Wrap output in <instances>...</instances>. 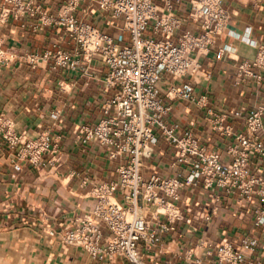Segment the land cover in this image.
<instances>
[{"label":"crops","instance_id":"crops-1","mask_svg":"<svg viewBox=\"0 0 264 264\" xmlns=\"http://www.w3.org/2000/svg\"><path fill=\"white\" fill-rule=\"evenodd\" d=\"M152 1L162 16L182 19L183 31L201 32L199 23L189 19L196 0H173L170 11L167 0ZM65 2L45 0L42 8L58 15ZM2 8L0 0V14ZM225 8L230 16L227 31L217 39L214 50L194 54L200 69L191 82L197 97H207L206 106L184 100L171 102L166 97L173 85L185 82L182 79L165 74L159 84L164 103L172 104L170 121L178 123L182 130L193 129L207 153L224 152L233 139L213 129L214 114L228 115L226 125L231 126V132L243 133L252 109L264 105V70H258L261 83L252 78L240 82L238 78L239 66L254 60L259 48L264 47V0H226ZM76 14L114 39L122 33L129 43L124 21L100 10L97 0H86ZM37 22L38 16L0 23V114L17 133L28 138L49 133L58 142L60 152L56 164H49L47 159L40 166L24 164L23 170L17 172L13 168L14 150L0 131V264H133L122 257L93 260L83 250L49 235L50 230H69L77 219L92 217L98 201L93 189L118 177L119 163L111 160L97 143L77 142L81 128L99 122L105 102L117 90L106 88L104 79L109 68L98 55H81L76 70L58 67L54 60L32 66L31 55L43 56L59 50L74 55L78 48L63 28L46 26L34 31L32 26ZM144 36H154L153 23ZM175 153L173 147L161 141L152 158L145 161L143 176H172ZM251 170L264 176V161L253 159ZM208 196L202 190L183 194L178 206L192 220L191 224L179 223L160 247L144 250L146 264H194L187 253L201 238L215 245H238L251 236L255 205H243L242 212H235L225 204L210 222H205L207 209L197 204L208 207ZM152 212L146 210L144 216L150 219ZM255 232L262 243L257 258L264 259V227ZM105 233L109 234L106 230ZM199 255L209 260L200 251L195 252L193 259Z\"/></svg>","mask_w":264,"mask_h":264},{"label":"built area","instance_id":"built-area-1","mask_svg":"<svg viewBox=\"0 0 264 264\" xmlns=\"http://www.w3.org/2000/svg\"><path fill=\"white\" fill-rule=\"evenodd\" d=\"M44 1L3 0L0 23L38 16L34 31L60 27L78 44L74 55L63 50L31 55L29 63L34 67L54 60L58 67L76 70L81 55L101 57L109 68L105 86L117 90V94L105 102L103 116L95 126L81 128L77 142L97 143L119 163L117 179L93 189L98 201L92 217L77 219L69 230H50L49 235L83 250L93 260L122 257L133 264H146L144 250L160 247L179 223L191 224L178 206L183 194L202 190L209 195L208 207L197 204L207 209L205 222H210L225 204L235 212H242L243 205H255L251 236L238 245H215L201 238L187 253L188 259L194 264H264V259L257 258L262 243L255 232L264 227V176L251 170L253 159L264 161V105L252 109L243 133L231 132V126L226 125L228 115L214 114L213 129L233 139L224 152L207 153L193 129L182 130L170 121L172 104L164 103L159 90L164 75L170 74L185 81L170 88L166 97L171 102L184 100L206 106L207 97H197L191 82L200 69L194 54L214 50L217 39L227 31L230 16L226 0L192 2L189 19L199 23L198 34L183 31L182 19L162 16L152 0H97L100 10L124 21L130 34L128 44L122 33L114 39L77 16L86 0H66L58 15L45 12ZM172 1H166L168 11L173 8ZM152 23L154 36L145 38ZM258 70H264V47L259 48L254 60L239 66L240 82L252 78L261 83ZM0 131L14 150L15 171L21 172L24 164L40 166L47 159L51 165L58 163L59 145L49 133L28 138L17 133L4 114H0ZM161 141L176 150L171 164L173 175L165 178L154 173L145 178V161L152 158ZM146 210H153L150 219L142 214ZM196 251L209 260L202 255L193 259Z\"/></svg>","mask_w":264,"mask_h":264},{"label":"bare ground","instance_id":"bare-ground-1","mask_svg":"<svg viewBox=\"0 0 264 264\" xmlns=\"http://www.w3.org/2000/svg\"><path fill=\"white\" fill-rule=\"evenodd\" d=\"M145 211L142 212V214H144Z\"/></svg>","mask_w":264,"mask_h":264}]
</instances>
